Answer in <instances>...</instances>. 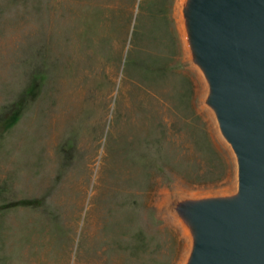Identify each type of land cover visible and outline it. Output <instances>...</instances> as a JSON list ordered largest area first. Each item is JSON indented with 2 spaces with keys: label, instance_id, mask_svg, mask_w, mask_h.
Returning a JSON list of instances; mask_svg holds the SVG:
<instances>
[{
  "label": "rangeland",
  "instance_id": "rangeland-1",
  "mask_svg": "<svg viewBox=\"0 0 264 264\" xmlns=\"http://www.w3.org/2000/svg\"><path fill=\"white\" fill-rule=\"evenodd\" d=\"M185 3L0 0V264H187L238 172Z\"/></svg>",
  "mask_w": 264,
  "mask_h": 264
},
{
  "label": "water",
  "instance_id": "water-1",
  "mask_svg": "<svg viewBox=\"0 0 264 264\" xmlns=\"http://www.w3.org/2000/svg\"><path fill=\"white\" fill-rule=\"evenodd\" d=\"M183 15L238 172L235 195L182 204L187 264H264V0H186Z\"/></svg>",
  "mask_w": 264,
  "mask_h": 264
},
{
  "label": "bare ground",
  "instance_id": "bare-ground-1",
  "mask_svg": "<svg viewBox=\"0 0 264 264\" xmlns=\"http://www.w3.org/2000/svg\"><path fill=\"white\" fill-rule=\"evenodd\" d=\"M178 5H180V4H178ZM182 226V229H183V231L186 233V235H187V240L189 241V235H188V231H187V229H186V227H185V225H183L181 222H180V220H177ZM186 229V230H185ZM185 256H186V254H185ZM184 256V257H185Z\"/></svg>",
  "mask_w": 264,
  "mask_h": 264
}]
</instances>
